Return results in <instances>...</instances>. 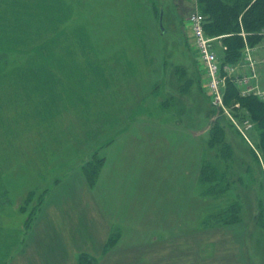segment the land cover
<instances>
[{"label":"rangeland","instance_id":"rangeland-1","mask_svg":"<svg viewBox=\"0 0 264 264\" xmlns=\"http://www.w3.org/2000/svg\"><path fill=\"white\" fill-rule=\"evenodd\" d=\"M198 2L0 0V264H264V142L211 107Z\"/></svg>","mask_w":264,"mask_h":264},{"label":"trees","instance_id":"trees-1","mask_svg":"<svg viewBox=\"0 0 264 264\" xmlns=\"http://www.w3.org/2000/svg\"><path fill=\"white\" fill-rule=\"evenodd\" d=\"M198 8V11L205 17L203 24L205 33L208 36L217 37V40L220 41V48L217 46V42H215V48L219 52V57L222 53L220 59L224 62L237 63L241 58L242 48L245 42L254 46L261 38H264L260 35L262 30H264V0H199ZM242 32L245 33L244 36ZM222 46L226 48L223 49ZM223 92L225 103L231 105L233 102L238 101L243 111H246L245 116L251 118L257 128L260 129L258 134L260 137V145L263 146L264 100H259L254 96L240 97L236 86L232 82H227ZM242 115L244 116V114ZM216 118L211 122V131H214V133L209 142L210 145L214 143L219 146H224L226 144V132L224 126L219 125ZM202 179L203 181H208L204 173ZM231 190L228 187L223 192H231ZM236 197L231 199L228 206L222 207V210L219 211L218 214L225 212L229 214L220 220V224L230 225L239 222L236 213L239 203ZM212 218L213 215L208 214L206 219L202 221V224L211 225L210 220ZM239 250L241 251L242 259L245 261L247 258L246 261L248 260L251 264L253 261L249 252L246 251L245 253L243 251L245 248L242 247ZM87 259L88 257L85 254H81L79 264H89Z\"/></svg>","mask_w":264,"mask_h":264},{"label":"built area","instance_id":"built-area-1","mask_svg":"<svg viewBox=\"0 0 264 264\" xmlns=\"http://www.w3.org/2000/svg\"><path fill=\"white\" fill-rule=\"evenodd\" d=\"M204 21V15L197 10L188 16L191 45L204 73V89L211 106L216 109L217 113H226L233 125L247 138L245 131L252 127V124L247 119L241 126L236 122L228 109L234 110L236 107H240V103L235 101L228 106L224 101L223 90L227 82H232L240 97L254 96L259 100H264V88L257 82V61L253 55L254 48L247 43L244 44L240 63L233 64L222 61L215 48L217 37H211L205 33ZM262 34L264 35V30H262ZM242 35L244 36V34ZM222 48L226 47L222 46Z\"/></svg>","mask_w":264,"mask_h":264},{"label":"water","instance_id":"water-1","mask_svg":"<svg viewBox=\"0 0 264 264\" xmlns=\"http://www.w3.org/2000/svg\"><path fill=\"white\" fill-rule=\"evenodd\" d=\"M161 20H162V11H160L159 26L161 29H163Z\"/></svg>","mask_w":264,"mask_h":264},{"label":"crops","instance_id":"crops-1","mask_svg":"<svg viewBox=\"0 0 264 264\" xmlns=\"http://www.w3.org/2000/svg\"><path fill=\"white\" fill-rule=\"evenodd\" d=\"M239 63L241 62V58H240V60L238 61Z\"/></svg>","mask_w":264,"mask_h":264}]
</instances>
